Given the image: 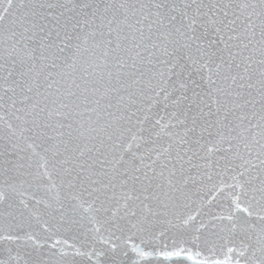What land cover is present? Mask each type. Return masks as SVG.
Returning <instances> with one entry per match:
<instances>
[{
    "label": "snow or ice",
    "instance_id": "1",
    "mask_svg": "<svg viewBox=\"0 0 264 264\" xmlns=\"http://www.w3.org/2000/svg\"><path fill=\"white\" fill-rule=\"evenodd\" d=\"M0 264H264V0H0Z\"/></svg>",
    "mask_w": 264,
    "mask_h": 264
}]
</instances>
